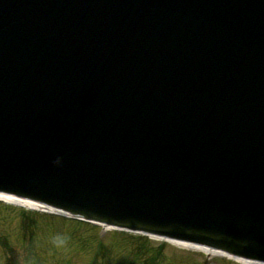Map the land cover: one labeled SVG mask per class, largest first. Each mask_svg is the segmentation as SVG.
I'll use <instances>...</instances> for the list:
<instances>
[{
  "label": "water",
  "instance_id": "1",
  "mask_svg": "<svg viewBox=\"0 0 264 264\" xmlns=\"http://www.w3.org/2000/svg\"><path fill=\"white\" fill-rule=\"evenodd\" d=\"M0 192L264 261V0H0Z\"/></svg>",
  "mask_w": 264,
  "mask_h": 264
},
{
  "label": "rangeland",
  "instance_id": "2",
  "mask_svg": "<svg viewBox=\"0 0 264 264\" xmlns=\"http://www.w3.org/2000/svg\"><path fill=\"white\" fill-rule=\"evenodd\" d=\"M15 264H240L173 243L92 228L0 204V244ZM0 245V264L7 263Z\"/></svg>",
  "mask_w": 264,
  "mask_h": 264
},
{
  "label": "bare ground",
  "instance_id": "3",
  "mask_svg": "<svg viewBox=\"0 0 264 264\" xmlns=\"http://www.w3.org/2000/svg\"><path fill=\"white\" fill-rule=\"evenodd\" d=\"M6 199H8L7 201H9V202H13L14 203V201L15 200H13V199H10V198H6ZM16 203L18 202V201H15ZM22 205L23 206H30V207H34L33 205H31V204H28V203H22ZM182 247H188V246H182ZM189 248H192V249H196V248H194V247H189ZM203 251H205L206 253H208L210 256H213V255H216V253H214L213 251H210V250H207V249H203ZM246 264H258V263H246Z\"/></svg>",
  "mask_w": 264,
  "mask_h": 264
}]
</instances>
